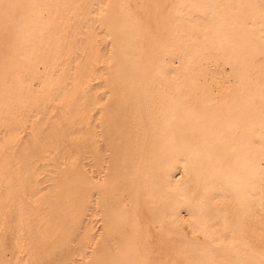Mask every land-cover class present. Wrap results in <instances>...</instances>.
<instances>
[{
	"label": "bare ground",
	"instance_id": "6f19581e",
	"mask_svg": "<svg viewBox=\"0 0 264 264\" xmlns=\"http://www.w3.org/2000/svg\"><path fill=\"white\" fill-rule=\"evenodd\" d=\"M10 2L37 7L13 10L25 35L0 16V264H105L138 214L154 259L194 240L264 264L261 166L215 171L261 149L264 0Z\"/></svg>",
	"mask_w": 264,
	"mask_h": 264
},
{
	"label": "snow or ice",
	"instance_id": "6c2138e0",
	"mask_svg": "<svg viewBox=\"0 0 264 264\" xmlns=\"http://www.w3.org/2000/svg\"><path fill=\"white\" fill-rule=\"evenodd\" d=\"M36 7L37 5L34 4L21 5L10 2V0H0V16L3 17L4 35L6 39L14 33L17 36L25 35L24 28L28 24L34 23L36 19L32 15H21L20 19L17 20L13 14V10L34 9ZM196 7L218 8L219 6L199 4ZM258 23L262 34H264V11H261ZM252 25L253 22H246V26ZM207 26L210 29H216L218 32L224 27L231 28V25L227 21H224L222 16L220 17L219 23L215 18L210 17ZM262 54H264V50H262ZM233 127V124L225 122L213 135L223 137L225 132L230 131ZM259 144L261 145L259 152H255L252 142L248 141L242 145L241 151L231 148L227 152L218 155L215 171L223 176L227 184L235 188L237 185L233 184V179H239L238 169L242 168L247 173L248 178H254L257 174L258 163L261 166L259 167L260 180L262 185H264V135L260 137ZM122 222L125 225L131 223L135 239L129 241L127 245H118L111 259L106 261L105 264H220V261L216 259V251L214 248L194 240H184L182 241L181 247L178 250H174L173 255L184 257L182 260L173 259L172 256H169L167 259H154V249L151 243L153 238L150 230L151 225L144 222L139 214L131 221L122 220ZM205 235L208 238L207 233Z\"/></svg>",
	"mask_w": 264,
	"mask_h": 264
}]
</instances>
